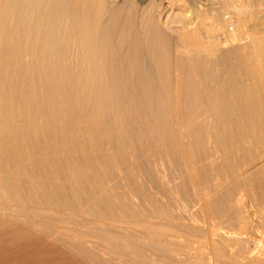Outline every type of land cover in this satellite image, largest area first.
<instances>
[{
	"label": "bare ground",
	"instance_id": "bare-ground-1",
	"mask_svg": "<svg viewBox=\"0 0 264 264\" xmlns=\"http://www.w3.org/2000/svg\"><path fill=\"white\" fill-rule=\"evenodd\" d=\"M149 1L0 0V245L169 261L160 247L183 229L164 165L205 214L213 171L236 181L226 199L264 195V171L248 172L264 158V0L249 21L230 0Z\"/></svg>",
	"mask_w": 264,
	"mask_h": 264
},
{
	"label": "rangeland",
	"instance_id": "rangeland-1",
	"mask_svg": "<svg viewBox=\"0 0 264 264\" xmlns=\"http://www.w3.org/2000/svg\"><path fill=\"white\" fill-rule=\"evenodd\" d=\"M143 1H147V0H143ZM152 1L153 0H150L149 2H152ZM148 3H146V5ZM229 3L230 4L226 5L227 8H229L230 5L231 6L233 5L231 8L234 9V11L239 8V11L243 12L240 14H242V16L244 15L243 18L245 20H248V21L250 20L251 11L256 10L254 7L251 6V3L248 0H236V1L230 0ZM226 6H225L224 10L227 9ZM231 8H229V9H231ZM171 12L176 13L177 10L174 9V10H171ZM166 166L164 165V167L162 168V175L160 176V178H161V180H164L163 183L166 182L167 184L172 185L171 186L172 192L174 191L173 192V199H174V201H175V199L177 202L179 201L178 203L175 201V203L179 206V210H180V211L174 210V212H173L174 217H171V219L173 218L172 219L173 221H177L179 219L178 221L184 222V224L186 222L185 225H187V227L191 224L190 228L193 231L191 229H189L191 231H189V230L188 231L193 232L194 234H192V233L187 234L188 231L186 232V229L183 227L184 224L180 222V225H179V222L178 223L176 222V224H178V226H180L179 229L185 230L184 232L187 235L184 234L183 230H182V232L179 230L180 232L174 231V234L171 233L173 236H176V239H175L176 244L172 247L161 246L160 248H161V251H164L165 253L168 252L167 253L168 255H169V253H170V255L172 254L173 248H175L176 250L173 249L174 252L171 256L169 255V257H170L169 261L164 260V262L166 261V264H173V263L174 264H180V263L186 264L187 261H189V262H187L188 264H264V200H263L264 195H262L261 192H260L261 195H258V193H256V192L253 193V192H249V191L247 192L246 191V194H244V196L243 195L240 196V193L239 194L237 193L238 195L236 194V195L230 197L231 200L226 199L222 195H225L227 192H230L233 189V186H234L236 181H235V179H234V181L231 179L228 180V178L229 177L231 178V176L227 175V173L222 175V176H219L216 172L213 171L214 173H216V175L212 172L209 176L210 178L207 179V181L209 180L208 182H211L209 185L213 184V186H210V187L214 188V191L218 187H220L219 188L220 190L217 189L215 192L212 191L214 194L212 193L213 194L212 198H210L209 200H211V202L213 203L211 205V202H210V205L212 207L214 205H216V202H217V205L219 206V210H217L218 207L214 206L215 209L213 208L212 212L210 211L209 214L208 213L205 214L204 212H201L202 210L199 208V206H197L198 203H197V201H195L196 197L194 194L195 193L194 189L190 186L189 187L187 186V191L184 192V189L186 190V185L185 186L183 185L182 173L180 172V171H182V169H180V167L178 165L176 166L177 169L174 165H166ZM260 167H262V168L258 169ZM254 170L264 171V158H262V160L259 162V164L255 165L251 169H249L248 172L254 173L255 172ZM178 172H180V174L177 176ZM198 174H199V172H198ZM198 174H197V177H199L200 179H203V176H200V175L198 176ZM213 174L216 177H214ZM217 175H218V177H217ZM211 176H213V177H211ZM223 176L225 178L226 177L227 178L223 179ZM177 178H178V181H177ZM216 178H219L218 180H220V181L214 180ZM232 179H233V177H232ZM173 180H175V181H174V183L171 184L170 182ZM211 180L213 181V183ZM216 181L219 182L218 184H220V185L217 184V187L215 188L214 185H215V183H217ZM220 182H222V183H220ZM178 183L180 186L183 185L180 187V188H182L183 192L181 191L180 188L178 189V187H179V186H177ZM175 184H176V186H175ZM224 184L226 186H224ZM227 185H229V186H227ZM229 187H231V188H229ZM188 188L190 189L189 190L190 192L188 191ZM191 190H192V192H191ZM215 195H217V197ZM221 196L224 197L225 200H223L224 198L221 199L222 198ZM214 197L216 198V201H215ZM233 198H235V199H233ZM164 203L165 202H162L163 205H165ZM218 203L221 205V207ZM226 203L229 205V207ZM223 204H224V206H223ZM226 205H227V207H225ZM182 206H183V208H182ZM164 208H167V207L164 206ZM221 208H224V209H221ZM226 208H228V210H226ZM231 208H234V209H231ZM229 209H231V212L233 214L230 213ZM167 210H168V208H167ZM234 210H236V211H234ZM154 222H158V221L155 220ZM181 224H182V226H181ZM171 232H172V230H171ZM1 234H3V233H1ZM182 235H184L185 237ZM188 235L190 236L189 238H188ZM191 236H196L195 238L193 237L195 240ZM177 237L179 239L182 238L183 240H179ZM177 239H178V241H176ZM185 239H186V241L190 240V239L192 241L190 240L191 241L190 243L186 242L187 244H185V241H184ZM0 240H1V238H0ZM9 242L10 241H6L3 243L4 245L3 244L0 245L1 246L0 247L1 248L0 249V264H56V263L59 264L60 263L59 261H61L59 258H57L59 261L58 260L56 261L55 257L54 258L50 257V260H48L49 256L47 257L46 255H41V254L39 255L38 253L36 256L32 255L33 252H31V248H29L27 246V244L24 243V241H17L16 242L13 240V242L12 241L10 243ZM18 242L23 243V245L21 243H18ZM6 243H7V245H9V248H8V246L7 247L5 246ZM10 244H13V245H10ZM19 244H21L22 246L21 245H20V247L17 246ZM177 244H179L180 246ZM24 246H26L27 249L30 250V251L27 250L28 253L26 252V248H24ZM13 247H15V248H13ZM5 249H7V250H5ZM12 249H13V252H11ZM15 249H16V251H17V249L18 250L20 249L19 250L20 254H18L19 251H17L18 253L17 252L14 253ZM146 249L148 250V251H146V254H148L149 248H146ZM2 250H3L4 254L1 253ZM23 250H25V251H23ZM177 250L181 251L182 255H181V252L177 253ZM8 251H9V253H7ZM187 251H189V252H187ZM35 253H33V254H35ZM150 255H151V257H149ZM147 256L149 257L150 260L152 259V256H153L154 264H157L156 262L161 263V264H165L163 262V259H162L163 263L160 261H157V260H159V257L154 255V253L151 254V252H150L149 255H147ZM172 256H174L173 257L174 260H173ZM42 257L44 258L45 261L43 260ZM45 257L48 261L45 259ZM51 258H53L54 260H51ZM188 259H190V260H188ZM51 261H53V262H51ZM60 264H64V263H60Z\"/></svg>",
	"mask_w": 264,
	"mask_h": 264
}]
</instances>
